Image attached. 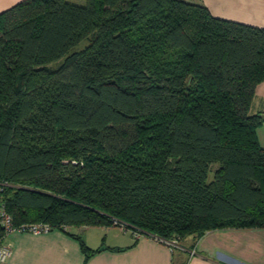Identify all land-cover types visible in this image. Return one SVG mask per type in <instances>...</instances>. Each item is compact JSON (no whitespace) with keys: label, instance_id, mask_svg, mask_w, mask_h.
I'll list each match as a JSON object with an SVG mask.
<instances>
[{"label":"trees","instance_id":"1","mask_svg":"<svg viewBox=\"0 0 264 264\" xmlns=\"http://www.w3.org/2000/svg\"><path fill=\"white\" fill-rule=\"evenodd\" d=\"M261 81L264 28L201 0H22L0 12V207L163 239L264 226Z\"/></svg>","mask_w":264,"mask_h":264},{"label":"crops","instance_id":"2","mask_svg":"<svg viewBox=\"0 0 264 264\" xmlns=\"http://www.w3.org/2000/svg\"><path fill=\"white\" fill-rule=\"evenodd\" d=\"M22 0H0V12ZM216 17L264 28V0H201ZM253 112L264 115V81ZM264 147V122L256 129ZM12 253L0 264H264V226L219 227L187 235L170 247L155 235L134 237L118 225L53 227L47 233L12 231Z\"/></svg>","mask_w":264,"mask_h":264},{"label":"built area","instance_id":"3","mask_svg":"<svg viewBox=\"0 0 264 264\" xmlns=\"http://www.w3.org/2000/svg\"><path fill=\"white\" fill-rule=\"evenodd\" d=\"M114 222L123 231L130 230L133 236L136 238L143 235L139 231H134L128 228L125 223L118 222L117 220H114ZM0 227L2 229V236H0V262L6 261L12 253L11 245L5 241V237L12 231L41 234L47 233L53 229V227H51L49 224L43 222H31L23 223L21 225H15L10 214L2 206L0 207ZM158 239H160L170 247H175L176 245H178L180 238L174 237L172 239H163L158 237Z\"/></svg>","mask_w":264,"mask_h":264},{"label":"rangeland","instance_id":"4","mask_svg":"<svg viewBox=\"0 0 264 264\" xmlns=\"http://www.w3.org/2000/svg\"><path fill=\"white\" fill-rule=\"evenodd\" d=\"M68 1L73 2V3H77V4H82L85 2V0H68ZM56 66H57V64H53L51 67H56ZM214 167H216V166L214 165L212 168H214ZM180 240H181V238L179 239V242H180Z\"/></svg>","mask_w":264,"mask_h":264}]
</instances>
